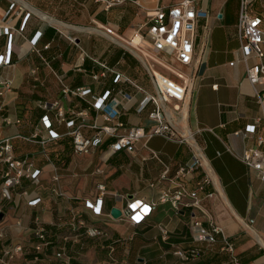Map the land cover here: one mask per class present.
Segmentation results:
<instances>
[{
	"label": "crops",
	"instance_id": "0c3cea01",
	"mask_svg": "<svg viewBox=\"0 0 264 264\" xmlns=\"http://www.w3.org/2000/svg\"><path fill=\"white\" fill-rule=\"evenodd\" d=\"M179 1L119 0L105 9L96 0H0V26L10 24L17 30L13 64L0 67V76L12 81V87L0 98L4 105L0 110V139L10 138L14 155L34 157L37 164L44 167L40 184L24 181L11 189L9 200L1 199L0 179V212L4 213L0 229H5L4 237H0V257L10 264H63L55 259L52 248L46 250V255L41 254L43 259L38 262L32 261L34 253L27 252L32 251L30 247L35 241L36 217L47 227L66 234L72 232L74 215L108 229L118 241V254L128 250L130 264H264V183L257 171L239 158L246 147L257 146L258 137H264V121L259 123L256 133L247 138L233 134L255 122L262 111L255 94L258 86L247 78V63L237 37L239 10H228L226 0L199 2L209 11V17L198 22L196 60L190 67L178 66L193 76V86L186 101L180 103V111L174 109L175 101L165 104L170 111V124L179 133L192 132L204 151V166L187 177L190 188L209 177L198 193L202 208L178 210L170 202L159 201L160 191L174 186L170 181L159 180L165 165L174 176L179 165L193 156V148L186 142L154 135L138 142L136 152L121 151L110 157L104 212L95 215L85 206L84 199L94 195L96 178L92 172L100 163L103 148L72 161L68 159L59 170L63 176L59 186L71 196L68 199L52 191L50 179L54 173L52 162H57L59 157L67 158L71 152V137L63 136L45 145L23 137L41 127V116L47 110L38 106L39 101L59 102L68 117L72 111L89 109V122L95 119L104 122L86 100L64 92V85L71 89L114 87L112 76L101 83L93 80L92 72L101 69L95 59L106 61L125 74L140 60L102 26L130 38L148 20V12L158 5ZM261 1L264 4V0ZM12 3L16 4L13 14L6 17ZM256 12L264 19L262 13ZM27 13L31 15L23 33H19ZM38 31H41L40 53L30 50L28 42ZM6 42L7 36L0 35V52ZM33 67L39 68L36 75L31 72ZM130 91L134 93L132 88ZM152 108L150 105L143 112H138L136 105L125 108L120 118L126 125L120 132H126L131 126H144L149 132L152 121L148 113ZM49 114L54 118L56 110ZM8 116L19 117L21 122L8 124L4 120ZM55 128L62 134L67 131L65 125H55ZM45 132L43 130V134ZM145 144L158 151L160 159L152 157ZM261 148L264 150V144ZM114 158L118 163L112 162ZM33 197L40 198L37 205L29 204ZM132 197L156 205L146 222L137 226L111 214L115 207L124 209ZM194 218L202 220L205 226H210L211 222L220 225L223 233L215 243L197 241L192 225ZM79 231L83 233L85 228ZM225 239L232 244V252L227 249ZM108 242L86 235L78 242H69L67 254L71 264H126L123 259L118 263L109 259ZM16 244L23 245L24 250L13 259L4 256V246ZM178 249L184 250L189 259L176 255Z\"/></svg>",
	"mask_w": 264,
	"mask_h": 264
},
{
	"label": "built area",
	"instance_id": "2783aa9c",
	"mask_svg": "<svg viewBox=\"0 0 264 264\" xmlns=\"http://www.w3.org/2000/svg\"><path fill=\"white\" fill-rule=\"evenodd\" d=\"M96 1L101 3L105 9H109L119 0ZM200 1L180 0L172 5H158L148 12V20L137 30L146 40V53L139 51L140 55H138L132 52L145 67L147 76L152 83V91L143 86L137 78L109 66L106 61L98 59H95V61L101 66V69L92 72L93 80L101 83L107 77L112 76L114 87L97 90L91 86H81L71 89L64 85V92L72 93L86 100L90 107L101 115L104 122H100L98 119L89 122V109L80 112L72 111L68 117L59 102L39 101L38 106L47 110L41 116V127H36L31 135L23 137L42 145L59 140L63 136L71 137V152L68 157H59L57 162H52L54 173L51 175L50 182L52 183L51 189L55 194L65 195L68 199L71 198L59 186V182L63 179L59 170L68 162L66 160L71 159L72 161L77 157L91 155L96 149L103 148L100 154V163L92 172V175L96 178L94 181V195L84 199L85 206L93 214L102 215L107 183L110 178L109 170H107L110 167V157L121 151L132 154L137 151V144L143 138L161 135L169 140L190 144L193 148V156L187 163L179 165L174 176L170 175V168L165 165L159 180L160 182L170 181L174 186L162 189L159 201L170 202L178 210L182 207L202 208L198 193L203 189L204 183L209 181V177L206 176L202 181H198L194 188L188 186L187 177L195 173L197 168L204 166V151L196 143L192 132L179 133L170 124L171 115L165 108V104L175 101L174 109L180 111V103L186 101L193 86V76L178 66L190 67L196 60L198 22L209 17V11L200 6ZM253 2L254 0H240L236 27L243 60L247 63V78L252 84L258 86L255 94L262 115L244 129L233 133L235 136L244 138L255 134L259 123L264 121V19L254 10ZM15 5V3H12L6 17L12 16ZM30 15V13L25 15L18 30L19 33H23ZM102 28L114 38L120 40V36L112 28L105 26H102ZM15 31L17 30L10 24L0 26V35L5 34L7 36L5 48L0 52V67L13 64ZM40 36L41 31H38L28 40L30 50L37 53H40L38 48ZM70 40L75 42L73 37H70ZM43 60L46 61L44 58ZM38 69V67H33L31 69L32 74L36 75ZM217 86V84L214 85L215 88ZM11 87L12 81L0 76V98ZM130 88L140 96L137 97L130 91ZM130 105H136L138 112H143L150 105H153L148 113V117L152 121L149 132L145 131L144 126H131L127 128L126 132H120L126 125L120 118L122 111ZM3 107L4 105L0 100V110ZM51 110H56L54 118L49 114ZM4 120L8 124L21 122V118L11 116L6 117ZM55 125H65L67 131L62 134L55 128ZM43 130L46 131L45 134H43ZM263 144L264 137H258L257 146L246 147L239 158L250 169L256 170L264 183V150L261 148ZM144 147L149 149L152 157L160 159L158 151L150 149L146 144ZM44 154L50 160L48 153L45 152ZM146 158L144 156V159ZM1 164L5 165V167L0 166L1 199L3 200L11 199V189L21 186L24 181H29L34 185H38L42 181L44 167L38 165L34 157L14 155V146L10 138L0 139ZM153 185L154 183H151V186ZM23 192L26 193V191ZM39 202V197H33L30 199L29 204L37 205ZM155 206V203L146 201L143 198L132 197L128 200L124 209L119 208L122 211L120 217L137 226L146 222ZM35 222L36 227L33 229L35 241L30 247L32 251L27 252V254L34 253L33 262L42 260L41 254L46 255V250L52 248L55 259L63 264H71V257L67 254L68 243L78 242L83 235H86L103 242L110 241V243L108 242V256L112 262L118 263L120 259H123L126 264H130L127 260L128 250L125 249L122 255L118 254L116 247L118 241L111 242L114 236L105 227L90 224L84 218H78L77 215L73 216L72 232L66 234L47 227L40 217H36ZM192 225L195 228L194 236L197 241L215 243L218 240V235L223 233V228L213 222L210 223V226H205L202 220L194 218ZM80 228H85V231L80 233ZM163 230L164 233H168L166 229ZM4 235L5 229L2 228L0 229V237H4ZM225 244L227 249L232 252L233 246L227 239H225ZM23 250L24 246L21 244L6 245L3 254L13 259L16 253ZM175 254L185 260L189 259V255L182 249H178ZM0 263L10 264L9 260L2 257H0Z\"/></svg>",
	"mask_w": 264,
	"mask_h": 264
},
{
	"label": "rangeland",
	"instance_id": "374dc122",
	"mask_svg": "<svg viewBox=\"0 0 264 264\" xmlns=\"http://www.w3.org/2000/svg\"><path fill=\"white\" fill-rule=\"evenodd\" d=\"M201 4H204L203 0L201 1ZM226 6L228 10H233V11L239 10L240 0H226ZM253 8L255 11L257 10L259 13H262V15L264 16V4L261 0H255L253 3ZM126 72L130 74L132 77L137 78L138 81L147 89H149L150 91L153 90L152 83L149 77L147 76L146 69L140 61L137 64H134L133 68L130 71H126ZM141 141H143V139ZM116 158L112 159V162L118 163L117 161L118 158L117 159ZM121 162L122 161H119V163ZM127 244L130 245V243L128 242Z\"/></svg>",
	"mask_w": 264,
	"mask_h": 264
},
{
	"label": "bare ground",
	"instance_id": "6f19581e",
	"mask_svg": "<svg viewBox=\"0 0 264 264\" xmlns=\"http://www.w3.org/2000/svg\"><path fill=\"white\" fill-rule=\"evenodd\" d=\"M118 41L130 48L133 52L138 55H140V52L146 53V40L142 37L140 33H138V31H135V33L130 38H124L120 36V40Z\"/></svg>",
	"mask_w": 264,
	"mask_h": 264
},
{
	"label": "water",
	"instance_id": "95a60500",
	"mask_svg": "<svg viewBox=\"0 0 264 264\" xmlns=\"http://www.w3.org/2000/svg\"><path fill=\"white\" fill-rule=\"evenodd\" d=\"M121 214H122V211L119 208L115 207V208L112 209V215L115 218L120 217ZM3 217H4V213L3 212H0V221L3 219Z\"/></svg>",
	"mask_w": 264,
	"mask_h": 264
},
{
	"label": "trees",
	"instance_id": "16d2710c",
	"mask_svg": "<svg viewBox=\"0 0 264 264\" xmlns=\"http://www.w3.org/2000/svg\"><path fill=\"white\" fill-rule=\"evenodd\" d=\"M115 241H116V240L113 239L111 242H115Z\"/></svg>",
	"mask_w": 264,
	"mask_h": 264
}]
</instances>
